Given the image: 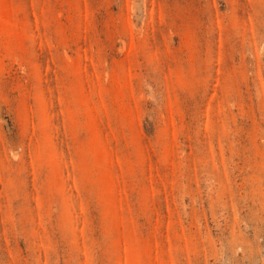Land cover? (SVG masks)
Wrapping results in <instances>:
<instances>
[{
    "label": "rangeland",
    "instance_id": "374dc122",
    "mask_svg": "<svg viewBox=\"0 0 264 264\" xmlns=\"http://www.w3.org/2000/svg\"><path fill=\"white\" fill-rule=\"evenodd\" d=\"M0 264H264V0H0Z\"/></svg>",
    "mask_w": 264,
    "mask_h": 264
}]
</instances>
